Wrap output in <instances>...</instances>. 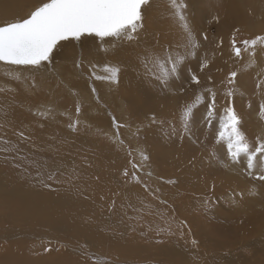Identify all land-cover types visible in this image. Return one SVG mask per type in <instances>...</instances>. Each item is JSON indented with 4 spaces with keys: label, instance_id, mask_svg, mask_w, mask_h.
Returning <instances> with one entry per match:
<instances>
[{
    "label": "bare ground",
    "instance_id": "obj_1",
    "mask_svg": "<svg viewBox=\"0 0 264 264\" xmlns=\"http://www.w3.org/2000/svg\"><path fill=\"white\" fill-rule=\"evenodd\" d=\"M262 1L264 3V0ZM28 2H31V0H0V18L2 16L7 17L18 13L21 10L20 8L22 5ZM185 2L188 5L186 12L189 15V18L187 21L198 42V30L193 28H196L195 26H202V20L204 18L202 20L200 18H202L204 14L208 13L212 17L211 19L213 23L208 26V30L207 26H203L205 29L202 31L210 32L212 31L210 28H214L216 31L213 33L210 42H205L206 39H200L199 47L196 49L195 56L187 55L188 50L184 46L179 45V43L182 42L186 43L185 34L179 27L172 13H166L167 15L163 14L166 10L163 0H154L149 15L144 21L143 28L139 31L143 37L138 36L137 41L133 43L134 46H131L130 42H123L114 49L111 38H106L104 43L109 44L107 45L109 48L112 46L110 50L104 51L105 54L89 52L91 60H93V58L94 60L100 58L104 63L101 69H95L97 75L104 76L107 74L103 72L105 65L120 67L122 69V72L118 77L119 82L114 88L117 87L120 90L121 97H127L129 104L131 106L133 105L132 107L136 113L162 114V112L164 113L167 111L166 106L167 108H170L168 111L171 113L175 111L173 108L176 107L174 103L175 96L164 97L165 95L162 96L163 94L161 95L159 93L163 85H160L156 80L153 82L146 81L148 78L144 75L141 66L142 54L146 49L157 54H164L166 50H170L174 56L176 54L186 56L185 62L181 65L184 68L182 69L180 66L179 71H184L185 76L188 77V69L193 70L194 75H196L202 82L212 81V78L214 77L215 84L218 85L211 89L216 92V99L219 103L221 100H225L224 90H222V78L225 74V67L223 66V57L225 56L224 49L227 46L225 45L224 47L221 42L223 38L218 37L225 32L233 31L238 27L242 28L245 33L256 34V32L253 31L255 19L257 17L252 6V2H254L252 0H250L249 4H246V0H185ZM256 3L257 1L255 4ZM201 33H199L200 36H206L204 33ZM99 41L90 36H83L79 41H76V43H84L82 46L85 47H88L89 44L104 47L105 44H101ZM219 43L220 45H218ZM72 44L73 40H69V42L65 41L62 46H67L68 49L69 45L73 47ZM199 52H203L202 55H200ZM70 60L72 59L70 58ZM252 61L263 67L260 72L254 73L260 81L264 80V52H260L259 49ZM202 64L206 65L203 67V70H201ZM2 65L4 64L0 63V69L4 70L7 68ZM85 67L86 66H84V68ZM67 74L70 73L67 72ZM179 76L184 78L183 73L181 72ZM72 82L74 81H71V83ZM93 82V84L99 82L96 86V90L98 89V92L102 95H106L107 91L113 88V86L108 84L106 80L94 79ZM81 84H84V81ZM13 85L16 86L12 83L4 84L3 82H0V89H2V91L7 89L12 91L10 95L0 94V116L6 118V122L3 123V126L0 125V148L12 149L11 151H0V209L4 210L6 213L5 215L0 216V226L11 223L13 218H16L15 223H18L20 226L5 229L8 230L10 235L6 233L4 237L2 236L3 240H1L6 241L7 244L2 248L0 247V264H93V262H90V259H87L90 258L89 255L115 261L116 263L113 264H128L137 259L144 262H160V264H201L202 261L197 258V254L200 253L202 257H205V254L208 252H212V257L218 258L221 264H250L249 261L251 258H257L259 253L263 252V248L258 249L255 247L256 249H252L253 253L246 256L243 251H239L235 246V244L241 246L245 241H236L231 244H228L229 242L218 244L216 249L225 251L221 254V252L215 250V246L212 244L213 241L210 242V232L205 234L206 240L204 243L207 246L205 248L207 250H203L205 252L204 254L200 252L202 250L199 251L195 249L191 243V240L193 239L199 241V226L214 224L211 222L212 219H216V222L220 220L223 221V224L214 225H228L216 228L217 233L223 229L228 235L239 234L237 229L240 225L254 224L261 226L264 224V215H261L264 213V205L263 208H261L262 210H254L251 207L243 205L238 207L237 204L231 203L235 208L228 209L229 217H225L226 214L223 212L218 214L222 210L220 198L222 194V196H225L224 193L221 194L225 186L236 192L233 194L234 196L240 195L243 196L242 198L244 199L251 196L252 193H248L246 190L247 184L243 177L244 174L242 175L240 171L230 172L226 176L221 175L213 176L211 179L207 178L209 183L212 181L210 188H208L205 183L206 178H203L204 184L202 192L207 190L208 192H204L202 195L200 194V196L193 195L194 198H191L190 200L191 208L185 207L183 206L184 203L179 204V202H181L186 196H192L193 187L197 190L192 176H180L177 185L173 189H170L169 186L166 188V185L165 187L161 186L158 194L163 193L164 196H166L167 192L170 194H168L169 197H164L163 195L157 197L158 194L152 197L153 195L150 194V196L147 194L145 189L143 190V188H139L136 186L137 184H132L131 186L124 188L121 185H123L125 181L122 178L118 179L115 174L116 171L123 166V161L119 162L114 159L116 153H114L111 148L104 147L105 151L104 153H101V151H96L94 149L96 143L88 139L86 136H83L84 140H82L79 136H73V134H70L69 132H65L64 130L47 124L46 126L43 125L45 127L43 131L35 130L32 127L34 124L31 123V121H33V116H25L24 113L19 110V107L22 106L29 110L36 104V101L33 98L22 95V93L21 95L16 94L15 96H12L13 88L11 86ZM70 85L73 87L72 84ZM179 85L180 84H168L167 87L172 91H175ZM78 86H80V84ZM99 86L101 88H98ZM219 87L221 89H219ZM76 90L78 91V89ZM221 90L222 93L219 92ZM24 92L30 93L34 97L35 93L31 91L30 86H27L24 89ZM169 93L175 95L174 92L169 91ZM96 94L98 95V93ZM92 95L87 93L82 96V98L84 97V101L80 102H82V105L85 104L87 112L89 111L90 114L104 113L98 105L101 103H98L97 100L94 101ZM199 95H202L205 100H209L206 91H199ZM164 98H168L169 100L166 106L161 103ZM45 106L42 105V107ZM105 112H108L107 109H105ZM169 113H164L162 115L166 117ZM217 113L219 114L220 112L217 111ZM237 114L242 119L240 125L241 130L243 131L244 129L250 135L254 136V131L247 128L246 124L248 120L245 119L244 113H241V110H239ZM221 115L223 116V114ZM107 117L109 118V116ZM5 125L11 128H7ZM20 133H23V137ZM44 133L50 134L45 141L46 145L36 143L37 139L44 137ZM109 134H113V132L110 130ZM113 135L115 137L117 134ZM24 137H27L28 139H24ZM119 138L120 137L118 136L116 140ZM248 139L251 141L250 136H248ZM5 140L9 143L4 144L3 141ZM150 140L151 149L149 161L151 164H156L160 161V163L163 164L168 163L174 165L173 169H176V174H184L185 171L188 175L193 173L187 168H184L183 172L178 168L180 164H182L183 155L186 151L179 153L175 151L179 159L171 156L169 157L165 151L160 150L162 147H159V145L154 147L152 137ZM213 145L212 149L215 151H217L215 148L224 146L223 143H217V141ZM42 147H45V151L41 150ZM203 153L204 152L202 151L199 153L200 158L204 155ZM102 156H104L105 159L102 158ZM136 156L138 157L137 154ZM105 161L106 164H104ZM174 162H177V164ZM242 164L246 165V160L243 158H241V162L237 164L239 169ZM93 165L96 167H93ZM159 172L163 175V177L159 176L163 181L172 177L166 175L160 169ZM50 175L53 177L52 179L48 178ZM156 184L157 183L155 182L151 184V186L148 184L147 186L151 188ZM45 185L48 186L45 187ZM240 187L242 189L238 190ZM251 190L253 191L252 188ZM209 195L212 200L210 205H213V208H210L211 210H208L205 204V198ZM110 198L112 200H110ZM159 199L162 201L165 199L172 209L171 207L169 208L168 206L161 204L158 201ZM113 201H115V207L110 208ZM232 201L236 203L239 200L234 199ZM109 211H113L114 213H109ZM96 212H99V214L105 213L106 218L105 216L102 219H99L98 216L97 218ZM66 214H72L73 216L69 217ZM84 215H88L91 221L94 222V224H92L93 226L85 225L82 220L78 219L79 216L83 218ZM104 218L105 220L103 221ZM135 221H138V224H140L139 221H141L143 225L162 227L161 231H159L161 232L160 236L164 240V243L160 244L158 247L152 246V248L147 245L141 247L138 245L137 247V245H133V242H131L132 246L128 245L127 242L130 240H126L128 238L126 234L117 233L116 230L119 228L118 231L122 232L124 230L125 233L127 231L129 232L130 230L126 231L128 228L126 225H134L136 223ZM182 221L185 222L186 227L181 225L180 222ZM46 224L48 226L47 228L43 226ZM30 227L33 228V231H30ZM108 227L109 229L114 228L115 230H113L116 231V233L112 231L108 234ZM262 227L264 229V226ZM181 228L185 235L177 241L175 236L179 235ZM0 229L2 228L0 227ZM94 230L95 233L93 232L91 237L88 236L90 234L85 235L86 231ZM102 230L106 231L102 232ZM157 231V229L152 231V234L153 232L157 233ZM147 232L148 231L146 230H142L139 234H135L134 231V234L139 238L140 234L147 235ZM170 232L175 234H169ZM127 234L134 235L133 233ZM190 234L191 236H197L198 239L197 237H192L191 239ZM72 235L79 236L74 237ZM81 236L84 237V239L87 238V241L86 239L85 242L81 239L79 240ZM17 238H21L18 239L20 241H18L19 244H21L20 248L15 242ZM250 238L248 237V239ZM35 239L42 242H32ZM78 241H81L79 243H82L84 248L86 247L85 249L89 250V252L84 253L83 251L82 253L80 249H77V246L75 247L74 243ZM139 242H137V244ZM33 243L36 244L30 247H35L42 251L44 249V252L47 250L49 253H44L40 257H35L31 254L32 250L29 249V245ZM151 243L154 245L155 240L151 241ZM125 244L129 246L128 250L126 249L127 246L125 247ZM158 244L159 241L157 245ZM112 245L116 247L113 250H111ZM66 246L68 247L66 248ZM228 247L232 248L227 249ZM21 248L25 249L23 253H26V255H24L26 258L20 255ZM135 252H137V255H134ZM138 252L141 254L138 255ZM261 255L264 257V252L261 253ZM248 256L251 258H248ZM254 260L260 261L261 259ZM110 261L109 263L105 262L104 264H110Z\"/></svg>",
    "mask_w": 264,
    "mask_h": 264
},
{
    "label": "rangeland",
    "instance_id": "obj_2",
    "mask_svg": "<svg viewBox=\"0 0 264 264\" xmlns=\"http://www.w3.org/2000/svg\"><path fill=\"white\" fill-rule=\"evenodd\" d=\"M252 1H254V2H252V6L255 10V14L257 17L255 19L254 31H253V32H256V34L245 33L242 30V28L238 27L237 29L235 28L236 30L234 29L233 31L225 32L223 35H221L218 38H223V40L221 42L223 43L224 47H225V45L227 46L224 49L225 56L223 57V62H224L223 66L225 67V71H224L225 74H224V77L222 78L223 79L222 80V86H223L222 90H224V94L229 89H232L234 91L235 94L231 98V106L234 107L236 112L241 110V113H244L245 119L248 120V122L246 124L247 128L250 129L251 131H254L255 134H254V136H252L247 131H245L244 129H243V132L246 133L247 138H248V136H250L251 141H254L255 138H257V137H264V120H262L260 118V115H259L260 104L262 102H264V86H263V90H262V88L261 89L256 88V84L258 82H260V80L257 77V75L255 74L256 72H260L263 67L260 66L258 63H255V62L253 63V61H252L253 57H250L248 53L242 51L241 58H236L233 55V51H232V39H233V37H235V39L237 41V46L241 47L243 49V45L241 43L242 41L251 40L253 38H256L257 36H264V17H263L264 16V9H263L264 3L262 0H256L257 1L256 4H255V2H256L255 0H252ZM40 2H41V0H33V1L31 0V2H28L26 4L24 3L22 5V7L20 8L21 10L18 13L12 14V15L7 16V17L2 16L0 18V24H3L7 21H12L14 19H18V18H26V16L29 14V12L31 10H33L34 7L37 6ZM153 3H154V0H150V4L148 6H145L144 9H142L143 17H144L143 21H142L143 24L149 15V12L151 10ZM163 3L165 4L166 10L168 11L167 12L165 10L163 12V14L167 15L166 13H172V9L168 5V2L166 3V0H163ZM249 3H250V0H246V4H249ZM208 6H210V5H208ZM185 15L188 19L189 15L187 14L186 11H185ZM211 18L212 17L208 13L204 14L202 16V18H200L201 20L203 19L202 20V22H203L202 26H195L196 28H193L195 30H198V32H197L198 38H199L198 43H200V39L205 40V37H207L205 42H210V40H212V35H213V33L216 32L214 30V28H210V29H212V31H210V32L209 31H207V32L202 31L203 29H205L203 26H207V30H208V26L212 25L213 22H212ZM201 32H203L206 36L205 37L204 36L202 37V35L200 36L199 33H201ZM203 33H201V34H203ZM138 36L143 37V35H141L140 33H138ZM90 37H93L94 39H97L99 41V39L94 37V36H90ZM74 41L75 40H73V44H72L73 47L71 45H69L68 49H67V46H62V44L65 41H61L60 45H58L57 48L53 52V58H52L53 60H52L51 64L48 65V67H46V68L42 67L38 70H33V69H27V68L17 67V66L2 65V66H5L7 68L4 70L0 69V82H3L4 84L12 83V84L16 85V86H14V85L11 86L13 88V95L12 96H15L16 94L21 95V93H22V95L29 97V98H33L36 101V104L29 110L25 109L22 106L19 107V110L22 111V113H24L25 116L26 115H31V117L33 116L32 117L33 121H31V123L34 124V125H32V127L35 130L43 131L45 128L44 126H46V124H47V125L59 128L61 130H64L65 132H69L70 134H73V136H79L82 138V140H84L83 138L86 136L88 139H90L96 143V146L94 149L96 151H101V153H104V151H105L104 147L111 148L113 150V152L116 153L114 159H116L119 162L123 161V166L121 168H119L115 173L116 177L118 179L122 178L125 181L124 184L121 186L124 188H127V187L131 186L132 184H134V185L137 184L136 186H138L139 188H143V190H144L145 185L148 184L149 186H151V184L156 182L157 183L156 185L152 186L151 188L148 187V190L145 189V192L147 194L153 195L152 197H154L156 194H158V192L161 189V186L165 187V185H166V188L168 186L170 189L175 188V186L177 185V181L179 180L178 178L180 176H192V178L195 182L194 185H196L197 190H195V188L193 187L192 188L193 189L192 196H189V197L186 196L182 199L181 202H179V204L184 203L183 206L189 207V208H191V201L190 200H191V198H194L193 195L200 196V194L202 195V193L208 192V190L202 192V187L204 184L203 178H206L205 183L207 184L208 188H210L212 185V181L209 183V181H207V178L211 179L213 176H221V175L226 176L230 172L240 171L242 175L244 174L243 177H244V180L246 181V184H247L246 190L248 193H252L251 196H248V198H246V199L242 198L243 196H240V195L234 196L233 194H235L236 192L232 191L231 188H228L227 186H225V188L223 189V192H221V194L224 193L225 196H222L223 194L222 195L218 194V195H221L220 199H221V203H222V206H221L222 210L218 214H221L223 212L226 214L225 217H229V215H228L229 210L228 209L229 208H235L234 206H232L231 203L237 204L238 207L240 205H243L246 207H251L254 210H262L261 208H263V205H264V197H263L264 182L255 181V180H252L251 178H249L246 175V165L242 164V166H240V169H241L240 170L237 164L233 165L231 163V161L227 157V146H226V143L224 141H221V143H223V145H224L223 147L215 148L217 151L212 149L214 146L213 144H215L217 141V136H218V132H219V117L222 116L221 114H223V108L228 103L226 97H225V100H221L219 103L217 102V111H219L220 113L219 114L217 113L216 118L213 119V126L210 129L207 128L206 126H204V123H203L204 115L206 112L205 105L209 102V100L204 99L203 103L199 104L196 108L193 109V120L191 122V127H192V131L195 135L192 138H189L188 135L184 134L183 124H182V121L179 119V117L182 115V111L184 110V108L187 105L196 103V97L199 96V91L205 90L206 88L216 87V85H218V84H215V81H214L215 78L214 77L212 78V81H208V82H202L201 81L200 85H197L194 83L192 84V82H191V76L194 75L193 70L188 69V71H187L188 77L185 76L184 71H179L178 75L181 72V73H183L184 78L179 76L178 79L173 78L168 83L169 85L180 84L179 86H177V89L175 91H172L169 87L163 86L159 91V93L161 95L163 94L162 96L165 95L164 97L175 96L174 97V100H175L174 103H175L176 107L173 108V110H175L174 112L169 113L168 110L170 108H167V106H166L168 104L169 100H168V98H164V100L161 103L165 104L167 111L164 113L165 114L169 113L168 116L167 115H166V117L163 116L162 115V114H164L163 112H162V114H159V113H152V114L136 113L132 107L133 105L131 106L129 104V100L127 99V97L126 96L121 97L120 96V90L117 87L114 88V86H117L118 83H114V84L112 83L111 84V82L106 80V82H108V84L113 86L112 89L107 91L106 95H102L101 93H99L98 89L96 90L95 94H93V92H92V88L94 87L96 89L97 88L96 86L99 84V82L93 84L94 83L93 80L95 78H93L91 76V73L89 72V68L92 64H95L97 66L96 69L97 68L101 69L102 65H104V63L102 62V59H100V58H98L97 60H94V58H93L94 61L91 60L89 52L91 51V52H94L96 54H99V53L105 54L104 51L110 50V48L112 46L109 48L107 46L109 44H105L103 42V44H105L104 47H101L100 45H91V44H89L88 47L87 46L85 47V46H82L84 43H78L77 44L76 41L75 42ZM135 41H137V40L131 41L130 45L134 46L133 43ZM68 42H69V40H68ZM99 42H101V41H99ZM123 42H127V41H123ZM123 42H115V46H114V42H113L114 49H116ZM220 43L218 45H220ZM96 44H98V43H96ZM179 45L184 46L185 43L182 42V43H179ZM65 47H66V49H65ZM259 49H260V52L261 51L264 52V45L258 44L256 46V50H255L256 54L259 51ZM202 53H200V55H202ZM70 58L72 60H70ZM88 59H90V60H88ZM58 60H60V61H58ZM81 62L83 64L82 67L78 68L76 65H77V63H81ZM185 65H186V63H185ZM84 66H86V67L84 68ZM181 68L183 69L184 67L181 66ZM186 68H188V67H186ZM66 71L70 74H67ZM231 71H236L237 77H236L235 83L230 85L227 83V77ZM6 72H12L15 76H18L19 79H14L11 76L6 75L5 74ZM63 72H65V73H63ZM121 72H122V69L120 68L119 74ZM90 77H91V80H90ZM71 81H74V82L71 83ZM83 81H84V84H81V83H83ZM146 81L153 82L155 80L147 79ZM118 82H119V78H118ZM78 83L80 84V86H78L79 85ZM70 84H72L74 88ZM202 85H203V87H202ZM27 86H30L31 91L33 93H35L34 97L32 94L24 92V89ZM98 88H101V87L99 86ZM193 88H195V89H193ZM76 89H78V91ZM85 89H86V92H85ZM219 89H221V88L219 87ZM222 90L219 92L222 93ZM235 90H237V91H235ZM169 91L174 92L175 95L169 93ZM181 91H182V93H181ZM11 93H12V91L10 89L0 91V94L10 95ZM82 93L84 95H86L87 93L91 94V95L93 94L92 95L93 100L94 101L97 100L98 103H101L98 105H99V107H101L100 109L104 113L90 114L89 111L87 112L85 104L82 105V102H80V101H84V97L82 98V96H84V95ZM96 93H98V95ZM79 95H81V96H79ZM208 96H209V94H208ZM194 97H195V99H194ZM78 104H79V106L80 105L82 106V107L80 106L79 114H77V112H76V107ZM42 105H44V106L46 105V106L42 107ZM249 105H251V107H249ZM105 109H107L108 112H105ZM107 116H109L110 119ZM153 116L156 117V120H157L156 123L151 122V117H153ZM77 121H78V123H77ZM4 122H6V118L4 116H0V125L3 126ZM71 124H75L74 129L72 127H69V125H71ZM117 125H120V127H117ZM173 126L175 127L174 131H173ZM6 127L11 128L8 126H6ZM110 130L113 132V134H115V135L117 134V135L114 137L113 134H109ZM44 134H43L44 137H42L44 139H42V138L37 139L36 143L46 145L45 141L48 139L50 134H46V133H44ZM118 136L121 139L119 138L118 140H116V138H118ZM151 137H152V143H153L154 147H157L159 145V147H162V148H160V150L165 151L169 157L171 156V157H174L176 159H179L177 153L182 152V151H186V153H184V155H183L184 157H183L182 164H180V166L178 168L182 172L184 171V168H187L188 170H190L193 173L191 175H188L185 171L184 174H176V172H175L176 169L175 170L173 169L174 165H170L168 163L163 164V163H160V161L156 164H151L149 161V155H150V149H151V144H150V141H151L150 138ZM194 140H195V142H193ZM41 141H42V143H41ZM88 144H90V143H88ZM41 150L45 151V147H42ZM201 151L204 152L203 153L204 155L200 158L199 153ZM136 154L138 155V157L136 156ZM143 156H147L148 159L144 160ZM102 158H104V156H102ZM173 160H175V159H173ZM133 163H135L137 165L136 168L133 167ZM174 163L177 164V162H174ZM104 164H106V161ZM100 166H98V167H100ZM93 167H96V166L93 165ZM159 169L163 173H165L166 175L172 176V177L170 179L163 181L161 178H159V176L163 177V175L160 174ZM125 171L128 172L127 176L124 175ZM173 172H175V173H173ZM133 173H135V177L133 176ZM149 173H150V175H149ZM111 178H112V176H111ZM137 179L139 180V182H137ZM115 180H116V178H115ZM169 181H174V183H169ZM251 188L253 189V191L251 190ZM240 189H242V188L240 187L238 190H240ZM168 194L169 193L166 192V196H164L163 193H159L157 195V197H160L162 195L164 197H169ZM261 194H262V196H261ZM50 196H52V195H50ZM209 196L207 198H205V202H206L205 204H206V208H208V210H211L210 208H213V205H210V202L212 200H211V196L210 197ZM253 196H255V197H253ZM52 197H54V196H52ZM231 199L232 200L235 199V200H239V201L234 203V201H232ZM259 199H261V200H259ZM110 200H112V199L110 198ZM158 201L161 204L168 206L169 208L171 207L165 199L163 201L159 199ZM248 203H250V204H248ZM257 204H259V205H257ZM171 209H172V207H171ZM109 213H114V212L109 211ZM0 214H1L0 216H3L6 213L4 210L0 209ZM96 214H97L96 217L98 216L99 219H102L104 216L106 218L105 213L99 214V212L98 213L96 212ZM261 215H264V213H262ZM67 216L71 217L73 215L70 214ZM87 216L88 215H84L83 218H81V216H79V218L78 217L77 218L79 220H82L85 223V225L93 226L92 224H94V222L91 221L89 216L88 217ZM105 218L103 219V221L105 220ZM15 222H16V218H13V221L11 223L7 224L8 226H10V225H12V226H10V227H8L7 225H1L0 226L2 228V229H0V245H1L0 247L1 248L7 244L6 241H2L3 240L2 236L4 237L6 233H8L10 235L8 230H5V229L6 228H8V229L14 228V226H20L18 223H15ZM211 222L214 224H223V221L220 220V221L216 222V219H212ZM136 223L134 225H126V227H128L126 229V231L130 230L129 232L127 231L125 233L124 230L122 232L118 231L119 228H117V230H116L117 233H124V235L126 234V236L128 237L126 240H130L127 242L128 245H131V242H133L134 243L133 245L134 246L137 245V247H138V245L140 247L143 245H147L148 247L152 248V246L158 247V246H160V244L164 243V240L160 236V233H161L160 231H161L162 227H158L157 225H156L157 227H152V225L151 226L150 225H143L141 223V221H139L140 224H138V221ZM214 224H210L207 226L206 225H204V226L200 225L198 228L199 241L195 240L197 243H196V245H193V246L195 247V249H197L199 251L202 250V251H200L201 253L204 254L205 253L204 251L207 250V249H205L207 246L204 243L206 240L205 234L207 232L211 233V234L209 233V237H210L209 240H210V242L213 241L212 244L215 246V250L221 252V254H223L225 251L224 250H222V251L217 250L216 246H218V244H222V242L223 243L229 242L228 244H231V243H235L236 241H242V242L245 241V242H243V245L237 246L235 244V246L237 249H239V251H243L244 255H246V256L253 253L252 249H256L255 247H257L258 249L263 248V252H264V234H263L264 229L262 227V226H264V224L261 226L260 225H254V224L253 225H240L237 229L239 234L237 233V234H231V235L226 234V232H224L223 229H222V231H220L218 233L216 231V228H221V227H225L228 225H214ZM43 226L46 228L48 227L47 224L43 225ZM134 228H136V229H134ZM150 228L152 229V231L157 229L158 230L157 233L153 232V234H152V231ZM107 229H108L107 231H109V232H107L108 234L111 233L112 231L116 233V231H114L115 230L114 228H113L114 230L112 228L109 229V227ZM163 229H164V227H163ZM132 230H133V232H132ZM142 230L148 231L147 235L146 234H144V235L140 234V236L138 235L139 238L136 237L135 234H139V232ZM30 231H33L32 227H30ZM105 231L106 230H102V232H105ZM134 231H135V234H134ZM248 231H250V232H248ZM93 232L95 233V230L94 231H86L85 235L90 234L88 236L91 237L93 235ZM255 232H256V234H255ZM127 233H133L134 235L127 234ZM224 234H226V235H224ZM72 236L77 237L79 235H72ZM150 236H152L154 239ZM175 237H176L177 241H179L181 239L180 235H176ZM190 237L192 239V237L196 238L197 236H191V234H190ZM248 237L249 238L251 237V238L248 239ZM18 239H21V238H17L15 242L19 245V248H20L21 244H19L20 241ZM80 239L83 242H85V239L87 241V238L84 239V237H82V236L79 238V240ZM149 239H150V241H149ZM197 239H198V237H197ZM154 240H155V244L152 245L151 241H154ZM36 241L42 242V241H39L36 239L32 242H36ZM134 241H137V242L140 241L139 242L140 244L139 243L137 244V242H134ZM158 241H159V244L157 245ZM79 242H81V241L75 242L74 246L75 247L77 246L76 248L80 249L82 253H83V251H84V253L89 252V250L85 249L86 247L84 248V245L82 243H79ZM35 244L36 243L29 245V249L32 250L31 254L34 255L35 257H40L44 253H49V251H47V250H45V252H44V249L42 251L41 249L38 250L35 247H30V246L35 245ZM23 245H25V244H23ZM128 245L125 244V247L126 246L128 247V248L126 247L127 250L129 249ZM67 247L68 246H66V248ZM115 248L116 247H114V245H112L111 250H113ZM230 248H232V247H228L227 249H230ZM24 250L25 249L21 248L20 255L22 257L24 255H26V253H23ZM263 252H260L259 256H257V258L252 259L251 257L248 256V258H251V260H250L251 262L249 261V263L250 264H260V263L263 264L264 257H262V255H261V253H263ZM148 253H151V252H148ZM140 254L141 253L138 252V255H140ZM134 255H137V252H135ZM89 256L92 257V255H89ZM203 257L200 253L197 254V258L199 260L201 259V261H202L201 264H221V262L219 261L218 258L212 257V252L206 253L205 257L204 258ZM24 258H26V256H24ZM259 258L261 259L260 261L254 260V259H259ZM87 259H90V258H87ZM99 259L101 260V264H104L105 262L109 263V261H110V260L101 259V258H99ZM142 259H144V258H142ZM119 260H122V259H119ZM90 262H93V260L90 259ZM113 263H116V262L110 261V264H113ZM132 263L133 264L134 263L135 264H137V263L138 264H143V263L144 264L145 263L146 264H148V263L149 264H160V262H156V263L155 262H144V261H139V259L131 262L130 264H132Z\"/></svg>",
    "mask_w": 264,
    "mask_h": 264
},
{
    "label": "snow or ice",
    "instance_id": "obj_3",
    "mask_svg": "<svg viewBox=\"0 0 264 264\" xmlns=\"http://www.w3.org/2000/svg\"><path fill=\"white\" fill-rule=\"evenodd\" d=\"M167 2L172 9L173 17L185 34L186 43L184 47L188 50L187 55L195 56L199 43L185 15L187 3L185 0H167ZM149 4L150 0H41L26 18H18L0 24V63L38 70L51 64L53 52L61 41H79L83 36H94L101 41V44L106 38H111L115 46V42L137 40L138 33L143 28L142 9ZM241 43L243 49L237 46V41L233 37V55L236 58H241L243 51L254 58L256 46L258 44L264 45V36H257ZM185 59L186 56L179 54L174 56L170 50H166L164 54H157L146 49L142 54L141 66L148 79L156 80L167 87L171 79L179 78V69ZM76 66L82 67V62L77 63ZM205 66L202 64L201 70ZM96 67L95 64H92L89 68L92 77L97 80L118 83L119 67L105 65L103 72L107 75L104 76L96 74ZM5 74L14 79H19L12 72ZM236 77L237 72L231 71L228 74L227 83L234 84ZM191 82L197 85L201 83L196 75L191 76ZM262 86H264V80L256 84L257 89H261ZM204 91L209 94V102L205 105L206 112L203 123L210 129L213 126V119L217 116V94L211 88H206ZM92 92L93 94L96 92L94 87ZM234 94L232 89L225 92L228 103L223 108V116L219 117L217 143L221 141L226 143L227 157L233 165L239 164L241 158L245 159L246 175L252 180L264 182V137H257L254 141H250L241 130V117L231 106V98ZM203 102V96H197L196 103L187 105L179 117L183 124L184 134L188 135L189 138L195 135L191 127L193 109ZM76 112L77 114L80 112L79 104L76 107ZM259 115L264 120V102L260 104ZM151 122H157L155 116L151 117ZM69 127L74 129L75 124H71ZM174 130L175 127L173 126ZM20 135L23 137V133ZM24 139L28 138L24 137ZM3 143L9 142L5 140ZM11 150L0 148V151ZM143 159L147 160L148 157L143 156ZM133 167L136 168L137 165L133 163ZM124 175L127 176L128 172L125 171ZM133 176L135 177V173ZM48 178L52 179L53 177L50 175ZM137 182H139L138 179ZM169 183H174V181H169ZM47 186L45 185V187ZM145 189L148 190L147 185H145ZM114 207L115 201L110 205V208ZM180 223L186 227L185 222ZM169 234L175 233L170 232ZM179 235L181 238L185 235L182 228ZM191 243L195 245L197 242L193 239ZM90 259L93 260V264H101V260L97 257H90Z\"/></svg>",
    "mask_w": 264,
    "mask_h": 264
}]
</instances>
